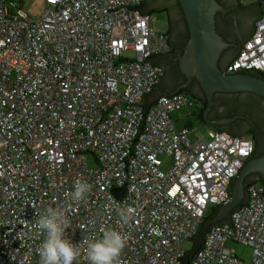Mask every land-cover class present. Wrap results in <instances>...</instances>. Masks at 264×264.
I'll return each mask as SVG.
<instances>
[{
  "label": "built area",
  "instance_id": "built-area-1",
  "mask_svg": "<svg viewBox=\"0 0 264 264\" xmlns=\"http://www.w3.org/2000/svg\"><path fill=\"white\" fill-rule=\"evenodd\" d=\"M25 1L0 0V264H40L45 235L35 222L49 207L65 213L64 237L81 249L104 229L119 231L116 264H186L252 141L221 131L193 141L172 117L194 106L184 93L159 95L143 119L142 101L164 74L148 58L171 50L151 15L133 8L143 0H46L35 20ZM237 1L262 12L224 72L264 79V0ZM163 154L172 158L166 172ZM77 179L90 185L79 202L70 196ZM247 195L230 214L233 227L206 230L187 264H264V185ZM229 241L251 248L249 262ZM74 264H87L83 251Z\"/></svg>",
  "mask_w": 264,
  "mask_h": 264
},
{
  "label": "flooded vegetation",
  "instance_id": "flooded-vegetation-1",
  "mask_svg": "<svg viewBox=\"0 0 264 264\" xmlns=\"http://www.w3.org/2000/svg\"><path fill=\"white\" fill-rule=\"evenodd\" d=\"M217 2L227 10L225 13H217L215 16L216 31L228 44L218 59V66L224 70L225 66L253 33L254 25L262 9L254 2L249 5L237 0H217ZM141 10L150 15H163L166 19L167 30L165 33L174 48L171 47L168 54L154 57L153 61L164 69V74L161 77L163 93H174L186 81L176 60L182 54L187 40L186 20L183 11L178 0H143ZM184 88H188L189 91L196 94L199 99H202L201 101L206 99L199 82L195 78H192ZM250 94V92H214L213 102L203 119L211 128L222 126L230 133L248 135L254 145V152L248 159H254L264 154V99L254 93L258 99L254 101L253 106L248 105L247 100ZM200 106V101L195 102L193 108L197 110ZM234 110H238V112ZM235 116L238 117L225 124L212 125L208 123V121H221ZM260 178L256 173L250 174L246 178V183L257 181Z\"/></svg>",
  "mask_w": 264,
  "mask_h": 264
},
{
  "label": "water",
  "instance_id": "water-1",
  "mask_svg": "<svg viewBox=\"0 0 264 264\" xmlns=\"http://www.w3.org/2000/svg\"><path fill=\"white\" fill-rule=\"evenodd\" d=\"M178 2L183 11L189 32L184 50L176 58L179 69L186 78L181 88L185 87L192 78H195L199 82L207 99L203 117L205 118L206 112L213 102L212 96L216 91L252 92L264 99L263 78L257 74L255 75L253 72L225 73L224 70L230 62L225 66L224 70L218 66V59L228 44L216 31L215 16L217 13H225L227 11L226 8L219 4L217 0H178ZM133 8L140 11L139 7ZM142 14L144 16L147 15V13ZM254 31L250 37L254 35ZM156 56L161 55L158 54ZM153 59L154 57H149L148 62L156 64ZM156 65L161 67L159 64ZM163 92V87L160 83L155 86L151 94H147L144 97L142 101V104L145 105L143 119L147 106L156 100L159 95L168 96L173 94H164ZM158 93L162 94L156 95ZM236 117L238 116L221 121H208V123L212 125L225 124L234 120ZM253 173L258 174L264 181V154L245 161L237 176L231 182L232 186L229 190V200L216 208L217 210L213 217L203 224V226H208L207 230L215 224H227L231 228L233 227L230 221V214L238 210L240 205H247L248 195L246 193L245 180ZM193 241L196 242V238ZM201 245H203V240ZM192 253V251L186 253V264L188 263L187 257Z\"/></svg>",
  "mask_w": 264,
  "mask_h": 264
},
{
  "label": "clouds",
  "instance_id": "clouds-1",
  "mask_svg": "<svg viewBox=\"0 0 264 264\" xmlns=\"http://www.w3.org/2000/svg\"><path fill=\"white\" fill-rule=\"evenodd\" d=\"M89 191L90 185L82 179H77L70 196L73 201L79 202L86 198ZM127 218V214L122 215L123 220ZM69 226L70 220L60 209L49 207L39 214L35 227L45 235L38 249L40 264H74L82 251L87 264H116L125 246V238L119 231L104 229L98 238L85 240L84 248L81 249L64 237Z\"/></svg>",
  "mask_w": 264,
  "mask_h": 264
},
{
  "label": "rangeland",
  "instance_id": "rangeland-1",
  "mask_svg": "<svg viewBox=\"0 0 264 264\" xmlns=\"http://www.w3.org/2000/svg\"><path fill=\"white\" fill-rule=\"evenodd\" d=\"M251 1H246L245 4L249 5ZM47 3L46 0H26L22 5V11L28 17L29 19H38L44 10L46 9ZM150 25L152 29L156 32L162 33L166 32L167 30V22L163 15L160 14H152L150 19ZM124 58H132L133 52L131 51H123L121 54ZM195 110L193 107H183L182 109L175 111L172 114L173 119L175 120V123L178 128L183 127L187 123H190V137L193 141L200 140V139H206L208 137V133L213 128L209 127V125L206 122L201 121L197 115H194L192 112ZM243 138L249 139L250 137L248 135H243ZM161 159L163 161L161 165V170L168 171L172 164V158L168 157L166 155H162ZM91 164H94L92 161ZM256 184H260L257 182ZM211 212V209L207 213V215ZM229 247H231L235 254L241 257L244 261L249 262L250 256H251V248L244 246L237 242L229 241L227 243ZM186 248L191 247V244L187 242L185 244ZM249 264H252L249 262Z\"/></svg>",
  "mask_w": 264,
  "mask_h": 264
},
{
  "label": "trees",
  "instance_id": "trees-1",
  "mask_svg": "<svg viewBox=\"0 0 264 264\" xmlns=\"http://www.w3.org/2000/svg\"><path fill=\"white\" fill-rule=\"evenodd\" d=\"M139 9H140V11L142 12V13H147V14H149L148 12H145V11H143V10H141V4H140V6H139ZM183 13V12H182ZM254 27H255V25H254ZM186 31H187V40H188V37H189V32H188V28H187V24H186ZM252 35V34H251ZM187 40H186V42H185V44H184V47H185V45H186V43H187ZM168 42H169V44H170V46L172 47V49L174 48L173 47V45L171 44V42H170V40L168 39ZM243 46V45H242ZM241 49V48H240ZM239 52V51H238ZM238 52L236 53V55L238 54ZM235 55V56H236ZM235 56L229 61V62H231L234 58H235ZM256 75V74H255ZM161 83V79H160V81H159V83L158 84H160ZM157 84V85H158ZM156 89H157V87H156ZM155 91V90H154ZM177 92H179V93H184L186 96H188L189 98H191L193 101H194V103L195 102H199L200 101V104H201V106H200V108L199 109H197V110H193L192 112L194 113V115H197L198 116V118L201 120V121H203V122H205V120L203 119V116H202V112H203V108L205 107V105H206V99H203V101H201L202 99H199L198 98V96L196 95V94H194V93H192L191 91H189V89L188 88H184V87H182V88H180ZM251 94H250V96H249V99L247 100V103H248V105H251V106H253L254 105V101L255 100H257L258 98H257V95H255L254 93H252V92H250ZM156 95H159V94H156ZM255 96V97H254ZM154 97H155V95H154ZM258 97H260L261 99H263L261 96H259L258 95ZM235 108H237V106H235ZM238 109V108H237ZM235 112H238V110H234ZM185 126H190V123H187ZM213 129L214 130H212V131H221V132H227V133H229V134H231V135H235V136H239V137H242L243 138V135H240V134H233V133H230V132H228L227 130H225V128L224 127H222V126H213ZM250 140H251V138H249ZM256 147V146H255ZM257 182H259V183H261V184H264V181L260 178L259 180H257V181H251V182H249V183H246V180H245V187H248L249 185H251V184H256ZM232 186V183H231V185H230V187ZM216 208L215 209H213L208 215H207V217H206V221L207 220H209V219H211L212 217H213V215L216 213ZM208 227V226H207ZM207 227L206 226H203V225H201L200 226V228H199V232H198V235H197V237H196V242H195V244H194V246H193V250H192V252H194L195 250H197L200 246H201V243H202V240H203V237H204V234H205V232H206V230H207Z\"/></svg>",
  "mask_w": 264,
  "mask_h": 264
},
{
  "label": "crops",
  "instance_id": "crops-1",
  "mask_svg": "<svg viewBox=\"0 0 264 264\" xmlns=\"http://www.w3.org/2000/svg\"><path fill=\"white\" fill-rule=\"evenodd\" d=\"M246 188V187H245Z\"/></svg>",
  "mask_w": 264,
  "mask_h": 264
}]
</instances>
